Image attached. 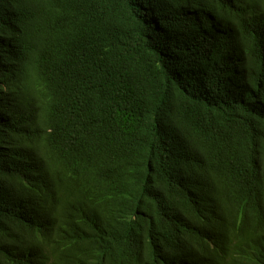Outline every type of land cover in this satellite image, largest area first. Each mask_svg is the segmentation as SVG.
<instances>
[{"label": "trees", "instance_id": "1", "mask_svg": "<svg viewBox=\"0 0 264 264\" xmlns=\"http://www.w3.org/2000/svg\"><path fill=\"white\" fill-rule=\"evenodd\" d=\"M0 264H264V0H0Z\"/></svg>", "mask_w": 264, "mask_h": 264}]
</instances>
